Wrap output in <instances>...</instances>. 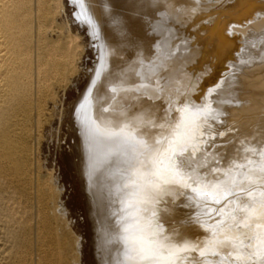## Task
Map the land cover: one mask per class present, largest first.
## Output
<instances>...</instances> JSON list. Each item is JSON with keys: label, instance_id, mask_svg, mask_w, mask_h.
<instances>
[{"label": "bare ground", "instance_id": "6f19581e", "mask_svg": "<svg viewBox=\"0 0 264 264\" xmlns=\"http://www.w3.org/2000/svg\"><path fill=\"white\" fill-rule=\"evenodd\" d=\"M56 1L0 0V264H80L30 149L83 52ZM71 1L97 59L51 138L89 264H264V0Z\"/></svg>", "mask_w": 264, "mask_h": 264}, {"label": "rangeland", "instance_id": "374dc122", "mask_svg": "<svg viewBox=\"0 0 264 264\" xmlns=\"http://www.w3.org/2000/svg\"><path fill=\"white\" fill-rule=\"evenodd\" d=\"M53 4L56 7L55 11L57 12V16L55 17L56 19L52 23L51 27L55 29L56 26L63 25L65 28L62 30L63 32L65 30V32L71 36L77 35L79 38V45L83 47V52L80 54L79 59H77V57L75 58L74 65L77 68V72L71 76L72 82L59 90L55 99L56 101L54 100L56 102L55 104L57 105L55 106L54 104L51 106V109L53 108L51 112L53 115V120L49 125L43 127L44 129H41L42 137L39 143L40 145L36 149L32 144L30 149H33V158H38V162L40 163L39 165L41 166L42 170L40 171L41 174L47 176L51 180L56 178L58 187L61 191L59 196L56 195V201H53L55 197L54 195L52 200L49 199L48 207L53 209L56 204H59L58 200H61L63 203V208L68 212H65L67 215L64 216L66 221L63 220L62 217H60L61 220L60 218H58L59 220L55 218L56 220L54 219L55 221H52V227L54 228L55 225L56 229L54 230L58 229V231H60H57L58 233H67V242L70 244V251L68 252L69 257L74 258V237L77 236L83 238L84 242L83 248L81 249V254L79 255V263L89 264V234L87 233L88 228L85 220L84 203L81 195L80 184L77 179L72 177L63 160L61 151L55 146L56 137L51 138V135L56 133V135H59L61 132L63 126L62 124H64L63 122L68 119L67 115L70 109L72 108L73 104L76 103L75 101L80 98L83 88L85 89L88 85V79H90V74L88 72H90L89 70L94 66L97 55L94 45L95 43L88 35L87 26L84 23L81 24V22H79L80 20H77L78 18L75 16L77 9L76 5L71 0H57L56 3ZM57 121L60 122L58 123ZM57 123L58 125H56ZM56 211V213L59 214L58 209H56ZM62 220L64 222L63 226V222H61ZM65 223L69 225L67 226Z\"/></svg>", "mask_w": 264, "mask_h": 264}]
</instances>
